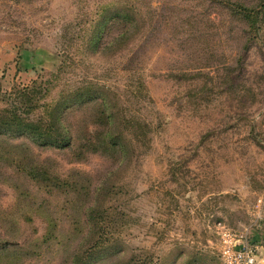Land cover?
Here are the masks:
<instances>
[{
    "label": "rangeland",
    "instance_id": "1",
    "mask_svg": "<svg viewBox=\"0 0 264 264\" xmlns=\"http://www.w3.org/2000/svg\"><path fill=\"white\" fill-rule=\"evenodd\" d=\"M76 90L71 146L0 135V264H222L221 221L264 245V0H0V110L47 120Z\"/></svg>",
    "mask_w": 264,
    "mask_h": 264
},
{
    "label": "trees",
    "instance_id": "2",
    "mask_svg": "<svg viewBox=\"0 0 264 264\" xmlns=\"http://www.w3.org/2000/svg\"><path fill=\"white\" fill-rule=\"evenodd\" d=\"M131 9L132 8L127 7L125 9L126 11L120 10L110 15L111 24L109 23L110 25L108 28L115 29V27H117L122 31L114 36L113 42L120 39L123 40L131 30L129 24L131 17L129 11ZM100 19L96 21L97 24L93 28L89 38L90 45L92 46H98L101 39L103 25ZM31 89L29 85L22 87L19 89L18 94L25 98L28 93H30ZM84 95V90H76L75 92L69 93L68 96L64 97L53 106L49 111L50 117L47 120H33L29 117H24L16 108H13L15 106L4 108L0 110V135L14 137L27 136L43 145H53L61 148L69 147L72 145L73 134L62 125V121L56 113L68 102L77 100L76 97H84ZM98 140L100 143L96 144L89 138L87 143L83 144V146L90 148L96 144V146H104L105 149L117 148L115 150L125 155L130 144L133 142L131 139H127L123 133H117L116 130L113 129V126H107L106 129L100 133ZM95 213L96 212H91V215L89 214V222L95 219ZM95 257L96 255L92 250L84 255L81 254V249L77 248L74 251L73 264H90Z\"/></svg>",
    "mask_w": 264,
    "mask_h": 264
},
{
    "label": "built area",
    "instance_id": "3",
    "mask_svg": "<svg viewBox=\"0 0 264 264\" xmlns=\"http://www.w3.org/2000/svg\"><path fill=\"white\" fill-rule=\"evenodd\" d=\"M254 215L264 214V193L258 198ZM251 227L237 230L222 221L218 223V253L222 264H264V245L253 243Z\"/></svg>",
    "mask_w": 264,
    "mask_h": 264
},
{
    "label": "crops",
    "instance_id": "4",
    "mask_svg": "<svg viewBox=\"0 0 264 264\" xmlns=\"http://www.w3.org/2000/svg\"><path fill=\"white\" fill-rule=\"evenodd\" d=\"M253 232V231H252ZM253 243H261L260 237L252 234Z\"/></svg>",
    "mask_w": 264,
    "mask_h": 264
}]
</instances>
